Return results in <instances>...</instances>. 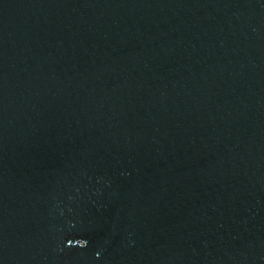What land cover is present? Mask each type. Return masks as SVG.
I'll return each instance as SVG.
<instances>
[{
    "label": "water",
    "instance_id": "95a60500",
    "mask_svg": "<svg viewBox=\"0 0 264 264\" xmlns=\"http://www.w3.org/2000/svg\"><path fill=\"white\" fill-rule=\"evenodd\" d=\"M0 264H264V0H0Z\"/></svg>",
    "mask_w": 264,
    "mask_h": 264
}]
</instances>
